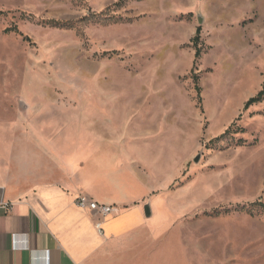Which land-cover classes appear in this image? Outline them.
Segmentation results:
<instances>
[{
	"label": "rangeland",
	"instance_id": "obj_1",
	"mask_svg": "<svg viewBox=\"0 0 264 264\" xmlns=\"http://www.w3.org/2000/svg\"><path fill=\"white\" fill-rule=\"evenodd\" d=\"M263 85L264 0H0V186L83 123L152 184L136 264H264Z\"/></svg>",
	"mask_w": 264,
	"mask_h": 264
},
{
	"label": "crops",
	"instance_id": "obj_2",
	"mask_svg": "<svg viewBox=\"0 0 264 264\" xmlns=\"http://www.w3.org/2000/svg\"><path fill=\"white\" fill-rule=\"evenodd\" d=\"M75 128L58 126L47 144V159L56 164L0 186V200L12 207L0 211V264L143 263L146 244L159 235L145 214L147 205L153 208L152 184L129 163L139 153L118 143H89L97 128ZM81 194L120 211L103 220L77 207ZM26 245L33 251L17 249Z\"/></svg>",
	"mask_w": 264,
	"mask_h": 264
},
{
	"label": "trees",
	"instance_id": "obj_3",
	"mask_svg": "<svg viewBox=\"0 0 264 264\" xmlns=\"http://www.w3.org/2000/svg\"><path fill=\"white\" fill-rule=\"evenodd\" d=\"M87 21L88 23H96L98 22L97 20H94L92 17H85L81 20V22ZM76 24L74 22H60V21H50L47 22L46 25H49L51 27L55 28H61V29H76ZM8 32H16L19 33V29L17 27H13L9 30ZM200 37H201V28H198L197 30V35L196 37L192 40L194 47L196 48V55L195 58L198 60L201 56V50L199 49V43H200ZM196 63V61H195ZM194 80L197 83V91L200 96L201 94V89L198 87L199 83V77L197 75L194 76ZM264 101V85L263 89L253 98L249 99L247 103L245 104V111L248 110L250 107L262 103ZM230 131V129L227 130L226 134ZM253 207H259V208H264V203L262 202H257L253 204Z\"/></svg>",
	"mask_w": 264,
	"mask_h": 264
},
{
	"label": "built area",
	"instance_id": "obj_4",
	"mask_svg": "<svg viewBox=\"0 0 264 264\" xmlns=\"http://www.w3.org/2000/svg\"><path fill=\"white\" fill-rule=\"evenodd\" d=\"M76 205L78 208L84 211H90L91 213L99 215L103 220H106L112 215L119 213L120 209L116 206H109L105 204H99L98 202L94 201L87 195H79L76 199ZM11 204L0 200V211L9 212L11 210ZM98 231L102 234L103 229L101 228V223L96 225ZM18 250H30L28 245L26 246H17Z\"/></svg>",
	"mask_w": 264,
	"mask_h": 264
},
{
	"label": "water",
	"instance_id": "obj_5",
	"mask_svg": "<svg viewBox=\"0 0 264 264\" xmlns=\"http://www.w3.org/2000/svg\"><path fill=\"white\" fill-rule=\"evenodd\" d=\"M198 161V160H196ZM145 214L148 218H150L152 216V210H151V206L150 205H147L146 208H145Z\"/></svg>",
	"mask_w": 264,
	"mask_h": 264
}]
</instances>
